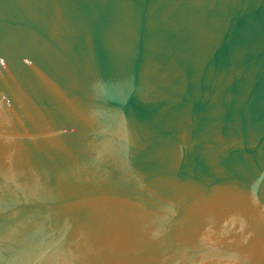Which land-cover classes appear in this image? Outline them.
I'll return each instance as SVG.
<instances>
[{
    "label": "water",
    "instance_id": "obj_1",
    "mask_svg": "<svg viewBox=\"0 0 264 264\" xmlns=\"http://www.w3.org/2000/svg\"><path fill=\"white\" fill-rule=\"evenodd\" d=\"M0 264H264V0H0Z\"/></svg>",
    "mask_w": 264,
    "mask_h": 264
}]
</instances>
